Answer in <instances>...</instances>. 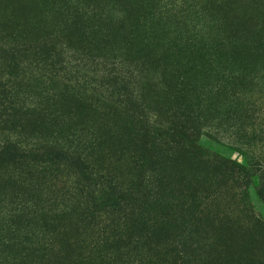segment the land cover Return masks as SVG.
Listing matches in <instances>:
<instances>
[{"label":"rangeland","instance_id":"374dc122","mask_svg":"<svg viewBox=\"0 0 264 264\" xmlns=\"http://www.w3.org/2000/svg\"><path fill=\"white\" fill-rule=\"evenodd\" d=\"M130 1H105L101 32L65 0H0V106H15L0 116V240L32 244L41 264L132 255L111 224L139 215L126 195L147 171L144 264H264V52L232 50L237 2L140 0L123 14ZM173 127L188 136L162 140ZM12 142L20 156L6 158Z\"/></svg>","mask_w":264,"mask_h":264},{"label":"trees","instance_id":"16d2710c","mask_svg":"<svg viewBox=\"0 0 264 264\" xmlns=\"http://www.w3.org/2000/svg\"><path fill=\"white\" fill-rule=\"evenodd\" d=\"M105 1L110 3L112 7L118 6L116 0H65V3L68 6L72 7V11L75 14L76 21H86L91 23L92 26H95L94 29L101 31L105 27ZM230 3L237 2L236 7L232 6L231 12L228 11L227 19L229 20V24L232 28L236 29V33L232 34L229 40H231V48L232 50H242V46L248 47L250 51L257 50L259 52H264V38L261 40H256L253 38L255 34L259 32L264 33V0H227ZM173 3V1L171 2ZM170 3V4H171ZM133 4V7H137L141 4L140 0H131L129 5L121 7L123 14L130 15L134 8H130ZM167 4V3H166ZM82 7V12L80 13L77 9ZM88 19V21L86 20ZM103 23V24H102ZM181 29V26L178 27ZM9 106L1 107L0 106V116L5 120L11 117V112L14 110V103H8ZM174 129L169 130L168 140H166V135L162 140L170 143V141H183L185 137L184 132L177 131ZM158 148H161V145L158 142ZM164 144V143H163ZM190 147L193 148L194 142L189 141ZM174 146V145H173ZM172 147H168L167 150L163 149V157L165 158V163L170 164L175 162L176 149ZM143 147V146H142ZM7 148H9L7 152L6 158H12L20 152L16 145L12 142L11 145L7 144ZM139 152L138 159L141 163H143L144 158H141L142 154L145 156V153ZM167 151L166 153H164ZM65 153L62 152L61 149H57L54 151L53 155L56 158L64 156ZM20 156V155H17ZM66 156V154H65ZM239 169L242 170V167ZM166 170L160 169L156 175V179L161 181L164 180V173ZM87 179H95V177L101 178L102 181L105 180L109 187H116L118 185L117 177L113 175H107L105 178H102L103 175H98L96 172H89ZM151 176L148 175L147 171H142L138 180L137 190L132 191L128 190L126 195V200L129 201V210L133 212H139L138 214H143L142 218L139 215H136L134 219H130L127 215H121L120 213H116V217L111 224L112 229L110 234V238L117 242L119 245H123L125 248L131 247L132 255L129 253H125L121 258H113L110 256L107 257H96L90 260L88 257L83 255V253H77V255L73 258V264H144L145 256L136 255L135 250L141 249L143 247L144 242H149L153 240V237L156 234L153 233L156 229L149 226L146 223L144 216V208L146 207L147 195L149 194V187L145 186L149 184V178ZM86 179V178H85ZM121 201V205L123 203V199H119ZM112 206L117 209L119 205L117 203H112ZM98 207L97 203L88 204V211H92L93 208ZM120 216V217H118ZM18 219V218H17ZM16 219L11 218L10 220H5L4 223H12ZM20 220V219H18ZM23 220V219H21ZM108 230L110 228L108 227ZM158 231V230H157ZM110 232V231H109ZM108 232V233H109ZM105 233V232H103ZM108 235V234H107ZM113 237L115 239H113ZM3 241L0 240V264H41V261L45 259L46 253L34 254V248H30L32 244H28L25 248H17L18 240L13 241L14 239L2 237ZM108 239V236L106 240ZM161 245L162 247L167 246L168 240H164L161 237ZM157 245V246H161ZM6 252V253H5ZM1 253H5L3 256ZM129 255V256H128ZM41 260V261H40Z\"/></svg>","mask_w":264,"mask_h":264}]
</instances>
